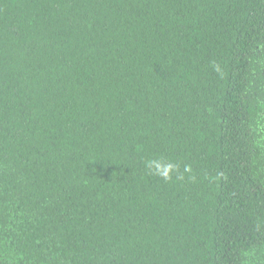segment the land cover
Returning a JSON list of instances; mask_svg holds the SVG:
<instances>
[{
  "label": "trees",
  "instance_id": "16d2710c",
  "mask_svg": "<svg viewBox=\"0 0 264 264\" xmlns=\"http://www.w3.org/2000/svg\"><path fill=\"white\" fill-rule=\"evenodd\" d=\"M0 264H264V0H0Z\"/></svg>",
  "mask_w": 264,
  "mask_h": 264
}]
</instances>
